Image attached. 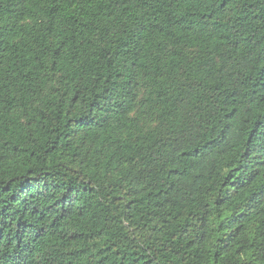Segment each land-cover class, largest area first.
I'll use <instances>...</instances> for the list:
<instances>
[{"label":"trees","instance_id":"1","mask_svg":"<svg viewBox=\"0 0 264 264\" xmlns=\"http://www.w3.org/2000/svg\"><path fill=\"white\" fill-rule=\"evenodd\" d=\"M0 264H264V0H0Z\"/></svg>","mask_w":264,"mask_h":264}]
</instances>
